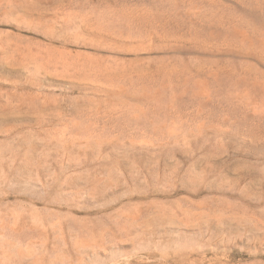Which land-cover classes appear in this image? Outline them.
Here are the masks:
<instances>
[{
    "label": "rangeland",
    "instance_id": "1",
    "mask_svg": "<svg viewBox=\"0 0 264 264\" xmlns=\"http://www.w3.org/2000/svg\"><path fill=\"white\" fill-rule=\"evenodd\" d=\"M0 264H264V0H0Z\"/></svg>",
    "mask_w": 264,
    "mask_h": 264
}]
</instances>
